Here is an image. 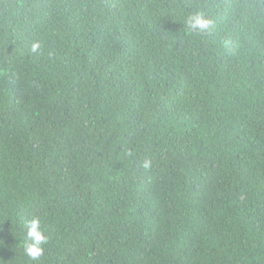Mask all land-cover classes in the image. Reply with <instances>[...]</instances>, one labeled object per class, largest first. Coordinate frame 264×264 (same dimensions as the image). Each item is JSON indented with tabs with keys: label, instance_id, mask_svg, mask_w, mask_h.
I'll return each mask as SVG.
<instances>
[{
	"label": "trees",
	"instance_id": "trees-1",
	"mask_svg": "<svg viewBox=\"0 0 264 264\" xmlns=\"http://www.w3.org/2000/svg\"><path fill=\"white\" fill-rule=\"evenodd\" d=\"M0 264H264V0H0Z\"/></svg>",
	"mask_w": 264,
	"mask_h": 264
},
{
	"label": "clouds",
	"instance_id": "clouds-1",
	"mask_svg": "<svg viewBox=\"0 0 264 264\" xmlns=\"http://www.w3.org/2000/svg\"><path fill=\"white\" fill-rule=\"evenodd\" d=\"M184 26L187 30L195 34H205L214 28V19L204 12H195L186 16ZM30 53H39L41 51V43L33 42L30 46ZM142 167L148 169L151 167V160L146 159ZM26 241L24 244L25 254L33 261L39 260L44 255L45 245L49 242L47 228L43 224L41 217L33 216L26 221Z\"/></svg>",
	"mask_w": 264,
	"mask_h": 264
}]
</instances>
